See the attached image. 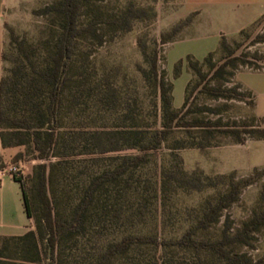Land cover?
Returning a JSON list of instances; mask_svg holds the SVG:
<instances>
[{"label":"rangeland","instance_id":"rangeland-1","mask_svg":"<svg viewBox=\"0 0 264 264\" xmlns=\"http://www.w3.org/2000/svg\"><path fill=\"white\" fill-rule=\"evenodd\" d=\"M60 1L1 0L5 30L1 75L12 103L10 114L24 110L21 92L28 91L30 83H39L35 71L50 63L59 30V16L50 6ZM79 3L77 23L91 29L74 38L54 122L58 143L45 160L54 213L69 218L75 206L85 201L83 224L64 242L63 254L76 253L81 247L100 249L129 234L176 237L194 222L207 199L213 200L227 187L228 174L252 181L223 211L220 221L201 230L199 236H218L226 215L236 228L260 211L264 116L256 112L255 94L244 79L264 68V19L235 35L220 36L204 17L195 21L204 27L202 32L189 27L198 12L191 0ZM9 30L16 41H11ZM209 51L211 63L226 62L221 73H214L210 62L204 61ZM188 56L199 61L202 77L190 67ZM160 77L170 85L172 107H181L187 96L181 121L204 124L169 127L153 145L149 143L155 132L167 128ZM49 89L42 80L45 103ZM21 159L12 164V170L25 175L39 162L30 152ZM197 176L199 180L191 181ZM205 176L215 185H205L209 182ZM236 250L253 259L264 255V228L253 233L251 246L239 245ZM161 251L149 243L139 244L115 264H150ZM4 255L18 258L12 247ZM202 258L208 264H227L207 254Z\"/></svg>","mask_w":264,"mask_h":264},{"label":"trees","instance_id":"trees-1","mask_svg":"<svg viewBox=\"0 0 264 264\" xmlns=\"http://www.w3.org/2000/svg\"><path fill=\"white\" fill-rule=\"evenodd\" d=\"M79 1L61 0L50 6V9L59 16L57 24L59 30L53 44L54 50L50 55L49 65L35 71L40 82L30 83L29 90L21 92L25 107L20 114H10L12 103L4 89L5 78L3 75L0 77L1 141L5 145L23 144L25 146L26 149L24 148L23 152L16 154L15 160L23 158L26 152H30L34 159L39 160L29 175L13 171V176L21 184L25 210L32 219L34 218V221L33 228L23 234L0 236V264H115L116 259L126 254L133 246L144 243L152 244L154 248L162 250L160 257L155 256L150 264H208L202 258V254L215 257L227 264H264V255L253 259L247 252L236 250L239 245L251 246L253 233L264 228V199L262 209L242 221L240 226L234 228L229 216L226 215L218 236L213 238L199 236L201 230L220 221L223 211L238 199L241 190L252 181L250 177L233 179L232 174H228L227 187L213 200L207 199L194 222L176 237L160 239L156 235L129 234L119 241L104 244L100 249L90 250L81 247L76 253L63 254L64 242L77 233L74 230L78 225L83 224L85 201H80L75 206L69 218H62L54 213L48 190L49 167L45 160L50 157L58 143L57 126L54 122L61 103L60 93L65 85L64 69L73 50L74 38L91 29L90 26L80 27L77 23ZM9 31L11 41H16L13 31ZM221 44H225L224 37L221 39ZM19 45L22 48L23 42H19ZM211 55L212 52L209 51L203 58L204 61L210 62ZM25 56L29 59V56L26 54ZM187 60L195 73L202 77L199 61H193L189 56ZM29 62L32 64V61ZM225 64V61L220 64L210 62L214 73H221ZM152 66L155 67V59L152 60ZM175 69H178L177 65ZM44 79L50 86L46 103L41 97V82ZM158 85L162 100L163 125L167 128L156 131L149 144L154 145L159 142L166 135L168 128L174 125L204 124L201 120L190 123L181 121V112L187 103V96L181 107L174 108L171 105L170 85L163 77L159 78ZM205 177L209 181L205 185H215L210 176ZM196 179L199 180V177L191 181ZM193 186L198 187L196 184ZM7 247L15 250L18 255L17 260L6 258L4 250ZM175 252L176 254L181 252L183 256L178 257L174 254Z\"/></svg>","mask_w":264,"mask_h":264},{"label":"crops","instance_id":"crops-1","mask_svg":"<svg viewBox=\"0 0 264 264\" xmlns=\"http://www.w3.org/2000/svg\"><path fill=\"white\" fill-rule=\"evenodd\" d=\"M193 3V0H191ZM0 0V77L2 74V50L5 30L1 19ZM198 12L189 24L197 32L204 30L196 22L204 17L208 26H214L221 35H235L246 26L264 19V0H213L206 5L194 4ZM195 26V27H194ZM245 85L255 94V108L264 116V68L250 72ZM24 151L23 144L5 145L0 137V236L20 235L33 228V219L25 210L23 191L20 181L13 176L12 164L19 152Z\"/></svg>","mask_w":264,"mask_h":264}]
</instances>
